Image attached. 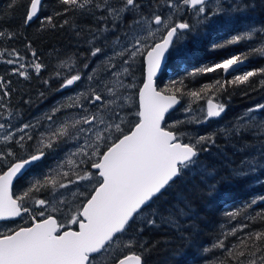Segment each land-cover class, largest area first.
Listing matches in <instances>:
<instances>
[{"label": "snow or ice", "instance_id": "6c2138e0", "mask_svg": "<svg viewBox=\"0 0 264 264\" xmlns=\"http://www.w3.org/2000/svg\"><path fill=\"white\" fill-rule=\"evenodd\" d=\"M45 2L27 0L26 4L18 5L16 0H10L9 8L25 9L22 27L34 21L53 29L70 26L77 29L76 36L81 35L78 24L70 25L66 18L57 25L53 22L54 16L66 17L71 11L93 21L94 28L88 29L85 41L92 59H86L80 68L75 61L62 62L60 67L67 68L69 75L55 72L61 80L58 91L85 86L75 97H68L70 103L56 105L43 114L42 121L37 118L35 122L16 127L11 123L13 82L0 75V117L8 113L7 122L0 119V143L5 145L0 150L3 164L0 221L25 216L32 221L27 227L0 232V264H146L145 254L155 245L144 238L145 230L168 227L183 235L184 226L196 213L191 198L183 192L172 195L173 189L193 173L211 176L212 171L200 160V154L219 147L215 134L198 136L195 142L185 143L172 129L187 122L205 123L208 119L220 118L227 106L213 102L216 93L225 91L228 85H249L253 77H264V68L241 70V74H236L249 55L264 57V27L249 26L227 41L228 45L252 41L259 33L258 47L199 69L200 73H232L230 80L217 79L194 91H185L182 81L180 86L173 81L167 88L158 90L155 78L162 64L173 56L186 57L188 48L181 41L199 26L213 23L214 17L224 16L223 6L210 8L209 0H57L64 7L54 15L42 16ZM254 8V0L228 4V9L238 14ZM189 11L196 25L183 18ZM16 37V32L0 28V41ZM25 47L30 51V60L13 48L0 49V61L12 66V75L30 82L46 66L40 62L31 43ZM212 47L225 45L213 43ZM141 62L146 75L137 89L138 100L133 101L125 93L137 85L125 80L134 77V66ZM43 83L47 85L49 81L45 79ZM258 83L264 87V79ZM209 92L213 95L207 99L206 108L201 109L202 116L192 115L189 120H178L171 125L165 123V114L180 104L181 98L198 102L204 98L202 93ZM43 95L41 92L40 96ZM30 102L24 99V103ZM133 102L137 105L134 122L124 112ZM67 109L79 111L58 122L57 114ZM183 111L194 113L191 104ZM254 113L261 115L257 117ZM124 125L129 126V131L124 130ZM223 131L229 143L241 142L236 151L245 154L240 164L231 169L232 179L243 180L257 169H264V104L248 109L246 115ZM246 136L251 139L245 140ZM70 139L82 141L72 152L73 156L80 157L79 162L70 160L73 170L60 171L63 165H58L56 175L36 180L14 196L13 182L18 177L23 179L26 166L41 160L47 152L56 151ZM35 140H38L35 150L19 157L18 151L25 150L28 142ZM215 187L214 183L209 184V192ZM41 191H47L49 198L33 196ZM169 195H172L170 200L166 199ZM260 199L264 202V197ZM28 200L33 201V207L27 206ZM255 203L257 200L253 199L249 206ZM247 227L248 224H241L236 230H230V234L235 236L236 231L243 232ZM215 246L227 247L223 240ZM230 261L264 264V230L241 236L238 245L228 248L221 264Z\"/></svg>", "mask_w": 264, "mask_h": 264}, {"label": "trees", "instance_id": "16d2710c", "mask_svg": "<svg viewBox=\"0 0 264 264\" xmlns=\"http://www.w3.org/2000/svg\"><path fill=\"white\" fill-rule=\"evenodd\" d=\"M9 3L10 0H0V14H2L0 15V28L16 32L17 37L14 40L0 41V49L11 50L14 48L30 60L31 54L25 45L31 43L40 57V62L46 66L40 76H33L30 82H25L22 78L12 75V66L0 61V75H4L5 79H10L13 82L12 88L15 89L12 92L10 102L11 111L26 120L36 107L38 108L40 100L50 97L52 93L57 94L61 80L56 78L55 72L60 71L63 74L67 70V68H61L60 64L64 61L69 63L75 61L77 67H80L87 59L89 46L85 41L88 39V29L94 28V23L91 20L81 18L78 13L74 15L69 11L66 17L64 15L54 16L53 22L59 25L67 18L70 25H79L80 36L75 35L77 29L74 27L65 26L64 28L53 29L46 23L41 24L39 21H34L28 27H22L25 9L19 6L10 9ZM16 3L18 5L26 4L27 0H16ZM63 7L57 3V0H46L41 15H54L57 10ZM250 10L252 25L264 27V8ZM244 21L243 16L237 13L232 21L220 22L206 28L205 35L201 39V47L199 46L197 49L189 47V54L186 57L179 59L170 57L168 59L164 72L156 82L158 90L167 88L173 81L177 82L178 86H180L179 82L182 81L185 91H194L199 90L205 84L214 83L217 79L221 81L230 80L231 78L228 79V77L223 78L219 71L200 73L199 69L239 54V48L228 45L227 41L239 34V29ZM248 23L250 24L251 20H248ZM213 43L224 44L225 47L214 48L212 47ZM84 57L85 60L83 61L82 58ZM244 70H256V66L248 65ZM141 74L143 75V70ZM45 79L49 81V84L43 83ZM261 79L264 77H253L249 85H228L225 91L216 93L215 97L221 98L223 104L232 107L235 114L238 110H244L248 107L246 101L264 102V87H260L258 83ZM65 91L67 90L65 89ZM41 92L44 93L43 96H40ZM212 95V92L202 93L204 98L198 102H192L188 97H183L181 102L191 104L192 108L197 110ZM24 99H30L31 102L26 104ZM135 110H137L136 106ZM6 114L8 113L5 112ZM227 120L228 113H225L219 122H226ZM182 130L173 131L181 133ZM198 131H200L197 133L199 136L207 132ZM210 134L216 135L219 147H213L211 152H201L200 160L211 169L212 175L204 177L193 173V176L186 177L185 180L178 183L172 192V195L176 192H183L189 196L192 201L193 212L196 215L184 226L183 235L176 229L168 227L151 231L146 229L144 238L150 245H155L149 253L145 254L146 264H221L227 257L228 248L238 245L241 236L252 231L264 230V219H261V216L264 215V202H261L260 199L264 197V169H257L243 180L232 179L231 169L240 164L245 154L230 152L228 145L237 148L241 142L229 143L226 140L223 143L218 133ZM244 139L250 140L251 138L246 136ZM224 144H226V156L233 159L231 164L225 166L222 165L224 162L212 156L214 149H220ZM26 151L28 152L27 155L31 154L29 143L26 145ZM18 156L23 157L19 154ZM34 181L36 180H25V178L19 180V183L17 182L13 188L14 196H18L27 190ZM213 183L216 186L215 190L209 192L208 185ZM47 194V191H41L33 193V196L47 199ZM172 195L166 199H172ZM253 199L257 200V203L249 206ZM229 213H235V215L229 216ZM25 219L30 225L31 219L27 216ZM241 224H248V227L243 232L236 231V235L232 236L230 230H236ZM220 240L226 244L225 249L215 246ZM240 259L243 260L245 257ZM229 264H235V261H230Z\"/></svg>", "mask_w": 264, "mask_h": 264}, {"label": "rangeland", "instance_id": "374dc122", "mask_svg": "<svg viewBox=\"0 0 264 264\" xmlns=\"http://www.w3.org/2000/svg\"><path fill=\"white\" fill-rule=\"evenodd\" d=\"M236 2H239V0H219V1L214 0V1H212L209 4L210 8L211 7H217V6H223L225 8L226 14L224 16H221V17H214L213 18L214 22L210 23L207 26H204V25L199 26L195 32H193L191 34H187L185 36L184 40L181 41V43L183 45H186L187 48L194 47L195 49H197V47L200 46L202 37L205 35V29L206 28L214 26L220 22H229V21L233 20V17L237 13H234L231 10H229L228 4L229 3H236ZM254 2H255V8L254 9H258V8L263 9L264 8V0H254ZM181 11H183V9H181ZM189 12L186 15H184L183 18L188 20L193 25H196L195 17H193L191 15V12L190 13ZM239 15H242L246 19L248 18V16H244V14H239ZM191 19H192V21H191ZM251 19H252V17H250L249 20H251ZM92 23H94V22H92ZM257 28H260V27L257 26ZM199 29H200V31H198ZM238 52H239L238 55H240L241 54L240 49L238 50ZM252 56H254V55H252ZM87 59H92V58H90L89 55H87ZM258 59L259 58H257V60ZM261 59H262L263 63L260 66V68H264V57L261 56ZM82 60L84 61L85 57L82 58ZM115 62L119 65V58H116ZM252 66H255V65L252 64ZM80 67H77V68H80ZM98 67H99V65H98ZM142 69H143L142 62L135 64V66H134V77H129L125 80V83H129V82L134 81V83L137 85L136 88H132L125 93L126 95H130L132 97L133 101L137 100V89L142 83L141 82V80L143 78V75L141 74ZM73 71H75V69H73ZM69 74H71V73L69 72L68 69L65 70L63 73V75H65V76L69 75ZM59 86H58V88H59ZM84 87L85 86H80V87L73 86V88L68 89L67 91H65L62 94H58V93L53 94L52 93L53 96L52 95L50 96V94H48V96H50V97L40 100L38 108L36 107V109L33 111L36 113V118L34 119V122L36 121L37 118H39L42 121L43 120V114L49 112L56 105L66 103V102L70 103L71 101L68 99V97L69 96L75 97L79 91L83 90ZM54 96H55V98H53ZM48 100H51V101L47 102ZM206 102L201 108L194 110V113H192V114H186L183 111V108L186 107L188 104H184L181 102L180 107L175 109L170 115L167 116L166 124L171 125L175 121H178V120H189L190 116H192V115H195L196 117L202 116L203 112L201 111V109L206 108ZM213 102L214 103L215 102L222 103V101L217 97H215ZM246 104L248 105V107L246 109H244V110L240 109L235 114L233 113L232 107H230L229 105L228 106L226 105L227 110L225 113H228V120L226 122H219L221 120V118L224 117L225 113H223L222 116L220 117V119H217V120H209L208 119L207 122H205V123L187 122V123L179 125L176 128H173L172 130L183 129V131L181 133H178V135H180L182 137L183 142H185V143L195 142L193 139L195 137L199 136L197 133L200 131H198V130L207 131V132H205L204 135L216 132V133H218L219 137L222 138L223 143H224L228 139L226 138L223 130L230 129L238 121V119L241 116H244L247 114L248 109L253 108L258 104H264V102H251V100H250V101H246ZM135 106L137 107L136 103L133 102L124 109V112L128 113L126 118L132 122H134L137 119L134 115V112L136 111ZM78 111H79L78 109H67L63 113H58L56 119L58 122L61 119L67 120V119H69L70 116L77 115ZM254 115L259 117L261 115V113H254ZM7 116H8V114L4 115L3 117H0V119H3L5 122H7ZM22 122H23L22 117L20 115L13 113V119L11 120L12 126L16 127V126L20 125ZM128 129H129V126L124 125V130L128 131ZM0 138H2V133H0ZM28 143H29V147L31 148V152H32L37 147L38 140L29 141ZM79 143H82V141L70 139L67 143L61 144L60 147L56 151L47 152V154H48L47 161L44 160L43 164L39 165V168L37 169V171L33 172L32 176H30V177L28 176L25 180H30V179L44 180L48 175H56L55 170L57 169L58 165H63V167L60 169V171L71 172L73 170L74 165H71L69 163L70 160H75L77 162H79V160H80V157L72 155L73 150L78 146ZM225 147H226V144H224L223 147L220 149H218V148L214 149V151L212 153V156L215 157V159L224 162V163H222V165H224V166L226 164H229V163L231 164L233 162V159L228 158L226 156V152H225L226 148ZM4 148H5V145L0 143V150H3ZM228 150L232 153H238L234 146L228 145ZM18 152L20 154H24L25 150H23L22 152H20V151H18ZM239 153H241V152H239ZM241 154H244V153H241ZM82 167H84V165H82ZM0 168H3L2 163H0ZM90 170L92 171V169H90ZM193 175L194 174H192V176ZM61 191H64V190H61ZM48 198H49V193L47 194V199ZM69 199H71V197H69ZM26 204L29 207H33V201H31V200L26 201ZM34 211H38V209H34ZM53 215H59V214L53 213ZM22 220L23 219L18 220L16 222H12V223H10V222L0 223V232H6L9 230L18 229L20 227L29 226L26 219L24 220L23 223L21 222ZM30 223H32L31 220H30ZM73 228H75V226H73Z\"/></svg>", "mask_w": 264, "mask_h": 264}, {"label": "flooded vegetation", "instance_id": "af4514ba", "mask_svg": "<svg viewBox=\"0 0 264 264\" xmlns=\"http://www.w3.org/2000/svg\"><path fill=\"white\" fill-rule=\"evenodd\" d=\"M212 1H214V0L209 1V4H210ZM244 16H248V18L246 19V18L243 17V18L245 19V21L243 22L242 26H241L240 29H239V31H240L239 34H241L243 31H245L246 29H248L249 26L256 27V28H257V26H259V27L261 26V25L253 26V25H252V19H251V23H250V24L248 23V20L250 19V17H252V13H251V10H250V9L247 10L246 13H244ZM246 20H247V21H246ZM259 37H260V34L258 33L256 39H254V40H252V41H242V42H240L239 44H235V45H233V47H238V48L240 49V53H241V54H243V53H247V52H249V49H250V48H252V47H258V46H259V44H260V39H259ZM257 58H259V59L257 60ZM168 59H169V58H168ZM168 59H167L166 63L168 62ZM246 62L248 63V65H252V64H254V65L256 66V70L259 69L260 66H261L262 63H263V61H262V59H261V56H259V55H254V56L249 55V58L246 60ZM248 65H247V66H248ZM142 70H143V69H142ZM241 70H243V69H240V71H238L236 74H240V73H241ZM228 78H229V77H228ZM230 78H232V76H230ZM142 81H143V78H142ZM67 90H68V89H67ZM57 93H58V92H57ZM62 93H64V91L61 92V93H58V94H62ZM49 101H51V100H48L47 102H49ZM260 102H261V101H260ZM35 118H36V113H35V112H32V114H31L28 118H26V120H24L23 117H22L23 122H22L21 124H23V123H27V122H34V119H35ZM9 147H10V146H9ZM20 152H22V151H20ZM18 154L24 157V156H27L28 152H27L26 149H25V153H24V154H20L19 152H18ZM47 157H48V154H46V155L43 157L42 161L39 162V164L37 163V164L31 166V167L29 168L30 170H28V171L24 174L23 178L26 179L28 176H32V173L35 172V171H37V169L39 168V165L43 164L44 160L47 161ZM92 171H93V170H92ZM93 172H95V171H93Z\"/></svg>", "mask_w": 264, "mask_h": 264}, {"label": "water", "instance_id": "95a60500", "mask_svg": "<svg viewBox=\"0 0 264 264\" xmlns=\"http://www.w3.org/2000/svg\"><path fill=\"white\" fill-rule=\"evenodd\" d=\"M209 1H210V0H209ZM166 61H167V59H166ZM166 61L162 64L161 71H160L159 73H157V76H156V78H155L156 80L160 77L161 72H162V69H163V66L165 65ZM247 65H248V63L245 61V63H244L243 65L239 66V69H238V70L247 67ZM145 75H146V73H145L144 65H143V80L145 79ZM231 75H233V74H232V73H229V74H227V75H222V77H223V78H227V77H229V76H231ZM58 92H61V91H58ZM137 100H138V97H137ZM180 105H181V102H180V104L176 105L173 109H170L169 112L165 114V121H166L167 116L170 115L175 109L179 108ZM217 119H219V118H212V119H209V120H217ZM42 159H43V158H42ZM42 159L39 160V161H35V162H33V163H32L31 165H29V166H26V170L24 171V174L29 170V168H30L31 166H33V165H35V164L41 162ZM92 170L95 171L94 169H92ZM18 180H20L19 177H18L17 180H15V181L13 182V186H14V184H15ZM19 219H21V217H17V218L10 219V220H7V221H0V223H5V222H16V221H18Z\"/></svg>", "mask_w": 264, "mask_h": 264}, {"label": "bare ground", "instance_id": "6f19581e", "mask_svg": "<svg viewBox=\"0 0 264 264\" xmlns=\"http://www.w3.org/2000/svg\"><path fill=\"white\" fill-rule=\"evenodd\" d=\"M219 1V0H218ZM225 3V2H224ZM184 11V10H183ZM190 13V12H189ZM189 15V14H188ZM186 17V16H185ZM189 17V16H188ZM185 19V18H184ZM186 20V19H185ZM191 21H192V19H191ZM247 21V20H246ZM204 42V41H203ZM200 47H201V45H200ZM170 59V58H169ZM181 60V59H180ZM175 66V65H174ZM170 69V68H169ZM171 70V69H170ZM169 73V72H168ZM164 75V74H163ZM229 78H230V76H229ZM228 78V79H229ZM225 81V80H224ZM157 84V83H156ZM136 92V91H135ZM221 99V98H220ZM246 112V111H245ZM131 114V113H130ZM220 119V118H219ZM183 131V130H182ZM39 164V163H38ZM30 170V169H29ZM30 177V176H29ZM19 183V182H18ZM15 190V189H14Z\"/></svg>", "mask_w": 264, "mask_h": 264}]
</instances>
